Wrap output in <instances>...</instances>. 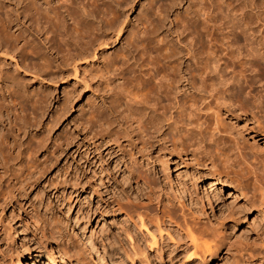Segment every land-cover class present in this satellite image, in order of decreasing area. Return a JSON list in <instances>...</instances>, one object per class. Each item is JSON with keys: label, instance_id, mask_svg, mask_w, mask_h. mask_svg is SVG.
<instances>
[{"label": "bare ground", "instance_id": "obj_1", "mask_svg": "<svg viewBox=\"0 0 264 264\" xmlns=\"http://www.w3.org/2000/svg\"><path fill=\"white\" fill-rule=\"evenodd\" d=\"M22 1L27 13L40 20L49 42L46 47L51 51L63 54L70 51L71 55L76 44L88 42L92 43L88 48L96 49L104 40L94 38L98 29L92 20L113 25L110 0ZM161 4L155 3L154 10L158 12ZM195 5L194 15L179 24L183 54L178 63L170 59L165 48L145 36L147 31H154L150 20L138 24L132 33L138 55L135 67L112 60L103 63V81L109 84L110 77L116 80L125 95L114 100L112 111L126 124L128 134L112 131L109 113L98 106H89L83 122L86 139L83 164L89 178L95 179L93 183L101 190L106 186L104 179L111 185L118 179L116 174L120 176L118 198L106 200L97 195L102 202V215H122L139 232L144 230L153 245L162 244L166 238L170 240L169 230L175 226L186 238L183 243L191 247L190 255L197 258L198 253H214L220 240L212 243L206 238L208 229L194 226L184 211L177 212L176 205L183 207L184 203L173 192L171 167L180 170L192 185L208 178V187L218 185L227 189L245 204L244 213L254 211L264 224V152L252 149V144H256L254 137L249 145L237 130L234 133L227 129L221 116L226 113L250 117L256 125L255 135L264 141V0H195ZM120 29L117 28V33ZM54 37L63 49L53 45ZM10 51H16L25 66L29 65L26 61L29 58L40 59L38 50L16 22L0 19V53L12 57ZM96 53L97 49L93 56ZM1 67L0 76L4 75ZM18 82L12 78L9 84L0 87V191L6 179L9 154L18 156L13 171L9 168L12 174L4 185L6 190L0 192V213L4 210V199L23 189L41 170L38 167L47 157L45 152L38 154L35 144L19 140L24 125L35 123L39 97L30 91V95H24ZM160 130H163L161 142L156 139ZM33 138L36 143V134ZM75 170L70 176L68 173L61 177L60 185L68 183L70 188L67 198L83 187ZM86 194L90 196L89 190ZM54 197L58 202L60 197L57 194ZM7 209V215L0 216V257L9 264H34L23 263L17 255L16 262L11 257L20 223L9 224V219L18 215L11 207ZM39 214H32L33 221L38 223L41 219L39 232L43 238L50 236L57 247V252H47V259L41 263L58 264V258L63 256L67 264H84V247L66 233L60 216L49 212L50 216L42 219ZM80 233L84 242L89 243L90 238L87 240ZM215 235L219 238L217 232ZM89 247L92 250V245ZM158 248L161 249L160 245ZM240 251L234 252L230 264H256L264 257L253 251Z\"/></svg>", "mask_w": 264, "mask_h": 264}, {"label": "rangeland", "instance_id": "obj_2", "mask_svg": "<svg viewBox=\"0 0 264 264\" xmlns=\"http://www.w3.org/2000/svg\"><path fill=\"white\" fill-rule=\"evenodd\" d=\"M109 3L114 13L113 25L101 24L97 19L89 18L98 29L94 38L104 40L103 44L96 48L97 53L93 56L96 49L95 46L88 48L89 44H92L90 42L76 44L71 55L70 51L68 54H63L49 50L46 47L49 42L45 39L40 20L27 13L24 2L0 0V19L9 23L16 22L25 37L36 47L41 59H38V56L27 59L29 65L26 67L20 63L16 51L8 53L12 57L0 53V67L2 66L1 72L4 73L0 76V87L9 84L14 78V81L20 80L18 85L20 83L19 87L24 95L36 92L39 97L37 118L35 123L24 125L23 135L19 140H27L32 146L35 144L38 154L45 152L47 156L46 162L38 167L41 170L38 169L37 176L34 174V178L32 176L29 183L20 189L21 192H17L18 195L16 192L12 195L6 193L12 197L5 195L7 198L4 199V210L1 211L0 216L7 215V208L11 207L18 217L9 219V224L14 226L16 221L20 223L16 228L11 257L15 258L17 255L23 263L33 261L34 264H42V260L47 259V252H57L53 239L48 235L43 238L39 232L41 219L35 223L32 216L34 212L40 213L39 218L42 219L47 215L50 216L49 212L60 216L66 233L84 247V252L82 251L84 264H87L88 260L91 264H102L103 261L107 264H230L232 256L240 250L253 251L263 257L264 224L258 214L254 211L244 213L245 210L243 211L242 208H245V204L240 198L230 195V191L218 185L208 187V178L198 185H192L182 172L179 173L180 170L173 167L170 168L175 182L172 187L173 192L184 203L183 207L178 204L179 207L176 205L175 208L177 212L184 211L186 218L191 223L192 221L195 223H192L194 226L208 229L206 232L209 234L214 232L215 235L217 232L219 238L213 234L206 236L212 243L215 240L221 242L214 253L211 255L198 253L197 258L190 255L191 247L183 243L186 238L181 232L178 233L175 226L169 230L173 239L166 238L162 244L157 242L153 245L144 230L139 232L122 215H102V202L98 196L106 200L118 198L120 176L116 174L118 179L111 185L104 179L106 186L102 188L103 190L93 183L95 179L89 178V171L83 164V149L86 146L83 122L89 106H98L109 113V128L112 131L127 133L126 124L112 111L114 100L118 96L122 99L125 95L118 89L116 80L110 77L109 84L103 81V63L106 60L123 65L135 63L138 55L132 41V33L137 25L145 20L153 23L154 30L153 33L147 31L145 34L147 39L165 48L170 54V59L175 64L178 63L183 54L179 43L181 39L179 24L183 19L192 17L196 8L195 0H110ZM155 3H162L158 12L154 10ZM118 27L121 29L117 33ZM67 39L70 48V36H67ZM53 40V45L58 44L63 49L57 38L54 37ZM179 65L182 67L183 64ZM5 73L9 75L7 77L9 80ZM221 116L227 129L239 133L249 145L252 143L251 138L254 137L256 144H252V149L259 153L264 152L263 138L255 135L256 125L254 126L255 123L249 119L250 117L244 119L226 113ZM163 130L156 133L159 142L162 141L160 137ZM34 134L37 136L36 143ZM53 146L55 149H52ZM51 149L54 152L51 153ZM116 153L112 154L111 158H114ZM11 154L9 160L7 159L8 169L4 176L8 180L2 181L0 192H5L4 185L9 181L18 160V156L13 155L15 153ZM74 170L83 187L67 198L70 188L68 183L60 185L61 177L70 176ZM61 189H64L63 192L60 191ZM87 190L90 196L86 194ZM127 192L130 195V191ZM55 194L60 197L58 202L54 197ZM80 232L85 234L86 239L90 238L92 250L89 247L91 245L84 242ZM159 245L161 249L158 248ZM97 258L102 259V263ZM14 260L16 262L17 259ZM58 260V264H67L63 256ZM7 262L9 264L8 260L5 262V259L0 257V264ZM256 264H264V257L257 260Z\"/></svg>", "mask_w": 264, "mask_h": 264}]
</instances>
